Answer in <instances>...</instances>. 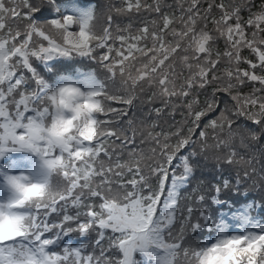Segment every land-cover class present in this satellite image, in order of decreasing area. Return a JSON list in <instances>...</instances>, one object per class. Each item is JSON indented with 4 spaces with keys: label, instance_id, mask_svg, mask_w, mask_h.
Returning a JSON list of instances; mask_svg holds the SVG:
<instances>
[{
    "label": "snow or ice",
    "instance_id": "6c2138e0",
    "mask_svg": "<svg viewBox=\"0 0 264 264\" xmlns=\"http://www.w3.org/2000/svg\"><path fill=\"white\" fill-rule=\"evenodd\" d=\"M260 135L264 0H0V264H264Z\"/></svg>",
    "mask_w": 264,
    "mask_h": 264
},
{
    "label": "trees",
    "instance_id": "16d2710c",
    "mask_svg": "<svg viewBox=\"0 0 264 264\" xmlns=\"http://www.w3.org/2000/svg\"><path fill=\"white\" fill-rule=\"evenodd\" d=\"M98 4L103 5L107 2V0H97ZM89 63V62H85ZM93 67V65L85 64V66H77V67H71L65 74L73 73L76 70L79 71H89L90 68ZM146 107L134 109L137 114H140L142 111H146ZM243 122V119L240 121H237V123ZM249 127H253L251 124V121L247 122ZM256 131H259L256 129ZM242 152L252 159V167L256 170L254 174L250 173L249 179L244 180L242 177V174H240V185L239 188H234L231 192V196L238 197L240 199H244L245 196L248 198V200H251L253 198L258 197L260 191L264 189V181L260 180V174L264 173V135H260L258 138V141L250 142L248 144L247 149H242ZM256 161L258 166L260 167V171L257 169ZM223 165L220 163L212 164L211 162H208L207 166L202 170L203 175L206 177L207 180L212 181L213 184L221 181L223 177L220 175V171L222 169ZM237 174H239V170H237ZM197 175H200V173H197ZM206 190V189H205ZM222 193L224 192V189H221ZM237 192V193H234ZM227 206H231V200L224 199ZM226 210V209H223Z\"/></svg>",
    "mask_w": 264,
    "mask_h": 264
},
{
    "label": "clouds",
    "instance_id": "9594fccd",
    "mask_svg": "<svg viewBox=\"0 0 264 264\" xmlns=\"http://www.w3.org/2000/svg\"><path fill=\"white\" fill-rule=\"evenodd\" d=\"M40 191V188H35L29 195H38ZM24 224L25 221L18 218H10L7 216L0 218V234L4 237L8 235L15 236Z\"/></svg>",
    "mask_w": 264,
    "mask_h": 264
},
{
    "label": "rangeland",
    "instance_id": "374dc122",
    "mask_svg": "<svg viewBox=\"0 0 264 264\" xmlns=\"http://www.w3.org/2000/svg\"><path fill=\"white\" fill-rule=\"evenodd\" d=\"M33 173V172H32ZM32 179L36 180V177L34 175V173L32 174ZM2 238L1 239H6V238H9L10 236L8 235L7 237H4L3 235L1 236Z\"/></svg>",
    "mask_w": 264,
    "mask_h": 264
}]
</instances>
